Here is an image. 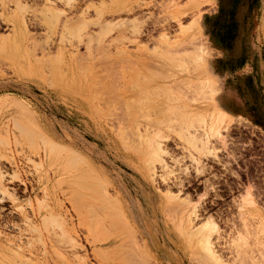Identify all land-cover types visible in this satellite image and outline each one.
Wrapping results in <instances>:
<instances>
[{
	"label": "rangeland",
	"instance_id": "1",
	"mask_svg": "<svg viewBox=\"0 0 264 264\" xmlns=\"http://www.w3.org/2000/svg\"><path fill=\"white\" fill-rule=\"evenodd\" d=\"M0 233V264H264V0H0Z\"/></svg>",
	"mask_w": 264,
	"mask_h": 264
},
{
	"label": "bare ground",
	"instance_id": "2",
	"mask_svg": "<svg viewBox=\"0 0 264 264\" xmlns=\"http://www.w3.org/2000/svg\"><path fill=\"white\" fill-rule=\"evenodd\" d=\"M137 6H138V5H137ZM132 10H133V8H132ZM196 12H197V11H196ZM48 16H49V15H48ZM45 21H46V20H45ZM78 22H79V21H78ZM73 23H74L73 26L75 27V25H77V24H76L77 21H76V23L73 21ZM80 23H82V22L80 21ZM83 23H84V21H83ZM83 23L80 24V26H79L80 28L82 27V25H84ZM70 24H71V23H70ZM73 26L71 25L70 28H72ZM76 27H77V31H80V30H81V29L79 30L78 26H76ZM72 30H74V32H77V31H75L76 28H72ZM71 32H72V31H71ZM78 33H79V32H77V36H78ZM79 34H80V33H79ZM74 35H75V34H74ZM164 37H165V36H164ZM13 39H14V38H13ZM99 39H100V38H99ZM168 39H169V38H168ZM9 40H10V39H9ZM9 40H8V43H7L6 41H4V42H6V44L3 43V44H4L3 49H4V48H5V49H8V50L12 49V47H13L14 44H15V42L12 41L13 44H11V43H9V42H11V41H9ZM100 40H101V39H100ZM100 40H99V41H100ZM163 41H164V40H163ZM163 41H162V42H163ZM169 47H170V46H169ZM13 49H14V47H13ZM162 49H163V48H162ZM157 51H158V50H157ZM155 53H156V52H155ZM161 53H162V51H161ZM161 53H160V54H161ZM76 61H77V60H76ZM56 62H57V61H56ZM80 67H81V65H80ZM155 69H156V68H155ZM158 70H159V69H158ZM159 71H160V70H159ZM152 72H153V71H152ZM153 74H154V73H153ZM191 81H192V80H191ZM193 82H194V81H193ZM108 83H109V82H108ZM111 83H112V82H111ZM209 83H210V80H209ZM197 85H199V84H197ZM197 85H196V86H197ZM101 86H102V85H101ZM100 88H102V87H100ZM201 88H202V87H201ZM95 89H96V88H95ZM107 89H108V88H107ZM109 89H110V87H109ZM108 91H109V90H107V92H108ZM201 91H202V89H201ZM112 92H114V91H112ZM203 92H204V90H203ZM112 94H113V93H112ZM117 94H118V93H117ZM109 95H110V93H109ZM153 95H154V94H153ZM102 96H103V95H102ZM113 96H114V95H113ZM116 96H118V95H116ZM119 96H120V95H119ZM119 96H118V97H119ZM120 97H121V96H120ZM144 97H145V96H144ZM108 98H109V97H108ZM112 98H113V97H112ZM112 98H111V100H112ZM116 99H117V100H116ZM116 99H114V101H115V100H116V101L119 100L118 98H116ZM120 99H121V98H120ZM137 99H138V98H137ZM109 100H110V99H109ZM111 100H110V101H111ZM138 100H139V99H138ZM107 101H108V100H107ZM120 101H121V100H120ZM136 101H137V100H136ZM136 101H135V103H138V101H137V102H136ZM122 102H123V101H122ZM147 102H148V100H147ZM150 103H151V102H150ZM155 103H156V102H155ZM118 104H120V103H118ZM144 104H145V103L141 104V106H144ZM146 104H149V103H146ZM133 105H134V104H133ZM162 105H163V104H162ZM131 106H132V105H131ZM131 106H130V107H131ZM135 106H136V105H135ZM245 106H246V105H245ZM165 107H166V106H165ZM133 108H134V107H133ZM168 108H169V107H168ZM170 109H171V108H170ZM216 109H217V108H216ZM135 110H136V109H135ZM163 110H165V108H164ZM163 110H162V111H163ZM218 110H220L219 115H215L214 118H211V124H210V126H209V127H210V128H209L210 132H213V130H215V131H219L218 126H219V121L221 120V117H222V116L225 117V116H229V115H230V113L227 112V111H225V109H223V108H219ZM126 111H127V110H126ZM197 111H198V110H197ZM167 112H169V111H167ZM195 112H196V111H195ZM136 113H137V112H136ZM168 115H169V114H168ZM211 115H212V113H211ZM136 117H137V116H136ZM223 117H222V118H223ZM260 117H261V116H260ZM169 118H170V117H169ZM127 119H128V118H127ZM132 119H133V118H132ZM223 119H224V118H223ZM225 121H226V120H225ZM185 122H186V121H185ZM229 123H230V122H229ZM209 130H208V131H209ZM206 135H207V134H206ZM208 136H209V134H208ZM140 143H141V142H140ZM146 144L148 145V142H146ZM153 144H154V143H153ZM153 144H152V145H153ZM153 148H154V145H153ZM139 150H140V149H139ZM155 150H157V149H155ZM74 160H75V159H74ZM120 227H121V226H120ZM179 229H180V228H179ZM203 229H204V228H203ZM181 230H182V229H181ZM185 230H186V229H185ZM189 231H192V232L194 231V233H195V231H196V232L198 233L200 230H199V231H198V230H192L191 227H190V230H188L187 232H189ZM206 231H207V230H206ZM192 232L187 233V234H190V235L192 234V236H194L195 234L192 233ZM208 232H209V231H208ZM185 233H186V232H185ZM206 233H207V232H203V230H202V234H203V235L206 234ZM0 234H1V233H0ZM208 234H209V233H208ZM208 234H207V235H208ZM182 235H183V233H182ZM196 235H200V236H201V233H198V234H196ZM207 235H205V236H207ZM180 236H181V233H180ZM192 236H187V237H188L187 239H189V238L192 237ZM205 236H203L205 241H204L203 239L201 240V237H200V239H199V236H198V239H199V240H196V242L198 241V244H200V246H199L198 244H197V246H199V247H203V245H204V243H205L206 241H207L208 244L211 243V242H208V241L210 240V239H208L209 236H208V237H205ZM183 238H184V237H183ZM190 239H191V238H190ZM192 239H193V237H192ZM192 239H191V241H192ZM6 240H7V239H6ZM199 241H201V242H199ZM186 242H187V240H186ZM189 242H190V240H189ZM207 243H206V245H208ZM195 245H196V244H195ZM210 245H211V244H210ZM205 247H207V246H205ZM205 247H204V249L201 248V250L205 251L209 246H208L206 249H205ZM209 248H210V250H212V247H209ZM4 249H5V248H4ZM210 250H208V251L212 254V251H210ZM209 252H207V253H209ZM213 252H214V251H213ZM6 253H7V252H6ZM207 253H206V254H207ZM210 253H209V255L206 257V259H209V257L213 258L212 255H211ZM213 254H215V253H213ZM128 255H129V254H128ZM128 255H126V256H128ZM132 256H133V255H132ZM130 257H131V255H130ZM126 258H127V257H124V261H126ZM204 258H205V256H204ZM130 259H131V258H130ZM213 259H214V258H213ZM122 260H123V259H122ZM211 260H212V259H211ZM128 261H129V259H128Z\"/></svg>",
	"mask_w": 264,
	"mask_h": 264
}]
</instances>
